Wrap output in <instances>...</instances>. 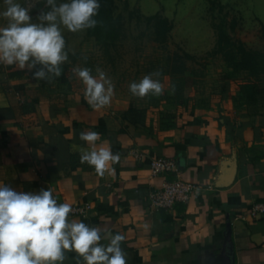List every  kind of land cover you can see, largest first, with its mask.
I'll use <instances>...</instances> for the list:
<instances>
[{
	"label": "crops",
	"instance_id": "obj_1",
	"mask_svg": "<svg viewBox=\"0 0 264 264\" xmlns=\"http://www.w3.org/2000/svg\"><path fill=\"white\" fill-rule=\"evenodd\" d=\"M86 37H68V61L51 83L27 70L11 76L20 69L0 64V182L17 191L50 189L58 203L90 201L89 214L70 219L122 234L128 264H264V212L250 213L264 202V93L250 101L245 81L228 76L203 107L168 89L139 98L117 87L110 105L96 110L72 72L80 66L96 75ZM82 131L99 132L97 145L120 156L104 176L80 162L90 150ZM157 156L175 158L180 172L152 175ZM179 176L195 183L191 198L152 208L150 191ZM68 257L65 264H75V253Z\"/></svg>",
	"mask_w": 264,
	"mask_h": 264
},
{
	"label": "clouds",
	"instance_id": "obj_2",
	"mask_svg": "<svg viewBox=\"0 0 264 264\" xmlns=\"http://www.w3.org/2000/svg\"><path fill=\"white\" fill-rule=\"evenodd\" d=\"M3 2L0 17L7 24L0 26V64L15 65L30 72L34 80L49 83L61 76V66L68 61L62 28L73 33L94 28L101 7L99 0L59 4L44 0L46 10H40L37 22H32L31 7L18 0ZM95 71L93 75L88 67L72 69L84 86V99L98 110L110 105L115 85L104 70L97 67ZM160 75L156 70L131 82L130 93L139 98L163 95ZM79 138L90 145V150L81 153L80 162L93 167L98 175L104 176L119 161V154H113L110 146L97 145L99 132L82 131ZM72 213V206L58 203L50 189L17 191L0 182V264H65L68 253H75V264H128L122 234L70 219Z\"/></svg>",
	"mask_w": 264,
	"mask_h": 264
},
{
	"label": "rangeland",
	"instance_id": "obj_3",
	"mask_svg": "<svg viewBox=\"0 0 264 264\" xmlns=\"http://www.w3.org/2000/svg\"><path fill=\"white\" fill-rule=\"evenodd\" d=\"M18 2L31 7L32 22H37L40 10H46L44 0ZM62 2L67 0H57L58 4ZM3 10L5 5L0 0V12ZM114 13L123 25L122 37L106 43L103 35L98 39L91 36L94 49L85 56L92 58L94 72L97 67L104 70L115 88L129 90L131 82L160 70L159 79L164 89L172 92L170 96L179 95L181 101L194 100L203 107L214 94L221 93L228 76L258 82L264 89V72L251 76L246 71H236L223 51H217L220 34L225 32L231 42H242L247 48L264 52V0H115ZM153 14L173 23L165 40L158 20L149 18ZM6 24L0 17V26ZM62 31L66 44L69 36H74L76 42L87 38L86 30ZM183 63L182 72H173L174 66Z\"/></svg>",
	"mask_w": 264,
	"mask_h": 264
},
{
	"label": "trees",
	"instance_id": "obj_4",
	"mask_svg": "<svg viewBox=\"0 0 264 264\" xmlns=\"http://www.w3.org/2000/svg\"><path fill=\"white\" fill-rule=\"evenodd\" d=\"M101 5L99 14L94 17L98 23L94 28L86 29L87 34L95 36L97 39L102 35L105 42H114L122 37L123 25L118 20L114 13L115 0H99ZM149 18L158 20L157 25L161 28L159 32L162 33V40L167 38L173 23L167 17H162L158 14H153ZM225 42V43H224ZM226 42L232 44L226 45ZM218 50L223 51L224 57L228 64L236 71H246L251 76H259L264 72V52L247 48L242 42H231L230 38L225 32H221L218 40ZM185 55L189 56L187 52ZM185 69V64L174 66L173 72H182ZM24 70H10L11 76L21 75ZM242 89L250 101H255L257 96H262L264 89L259 88L258 82L249 81L242 85ZM130 111L138 112L139 110L131 107Z\"/></svg>",
	"mask_w": 264,
	"mask_h": 264
},
{
	"label": "built area",
	"instance_id": "obj_5",
	"mask_svg": "<svg viewBox=\"0 0 264 264\" xmlns=\"http://www.w3.org/2000/svg\"><path fill=\"white\" fill-rule=\"evenodd\" d=\"M130 152L137 158L145 156V152L137 148H132ZM150 170L152 175L180 172L176 159L170 156H157L151 159ZM195 187V183L180 176L165 179L158 187L150 191L149 204L154 209H171L179 201H188L193 195ZM70 205L73 208V215L85 216L92 209L90 201ZM263 212L264 202H256L250 213L256 215Z\"/></svg>",
	"mask_w": 264,
	"mask_h": 264
},
{
	"label": "water",
	"instance_id": "obj_6",
	"mask_svg": "<svg viewBox=\"0 0 264 264\" xmlns=\"http://www.w3.org/2000/svg\"><path fill=\"white\" fill-rule=\"evenodd\" d=\"M225 239L227 242V248L229 250V253L232 255L233 254V244H232V238H231V226L228 223L226 234H225Z\"/></svg>",
	"mask_w": 264,
	"mask_h": 264
}]
</instances>
